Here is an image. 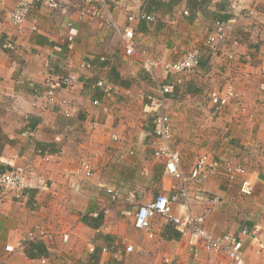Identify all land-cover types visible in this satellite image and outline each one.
Masks as SVG:
<instances>
[{"label":"crops","instance_id":"0c3cea01","mask_svg":"<svg viewBox=\"0 0 264 264\" xmlns=\"http://www.w3.org/2000/svg\"><path fill=\"white\" fill-rule=\"evenodd\" d=\"M16 1L0 9V168L24 172L31 186L20 194L0 189V264H233L192 255L180 235L166 238L172 224L163 217L136 228L137 207L158 194L179 195L173 215L202 217L212 235L246 229L239 236L247 264H264V0H106L117 27L127 25L129 9L154 17L130 24L132 57L109 25L79 16L87 0H62L64 13L36 5L20 28L8 21ZM218 20L227 38L209 52L203 43ZM68 21L77 30L71 42ZM196 47L197 65L181 72L151 74L138 56L175 63ZM58 73L77 76L60 93L67 116L43 98L46 78ZM99 78L112 87L108 95L95 87ZM228 83L238 98L212 106L210 92ZM161 84L170 87L171 144L186 181L153 154L157 139L143 105ZM202 156L207 177L190 178ZM228 165L244 167L252 195L239 192L244 175L230 179ZM128 244L133 251L125 253Z\"/></svg>","mask_w":264,"mask_h":264},{"label":"built area","instance_id":"2783aa9c","mask_svg":"<svg viewBox=\"0 0 264 264\" xmlns=\"http://www.w3.org/2000/svg\"><path fill=\"white\" fill-rule=\"evenodd\" d=\"M88 6L84 9H80L79 16H87L95 19H99L109 25L118 35L121 41L122 54L127 57H132L137 54L134 46V33L130 26L131 23L136 21L150 22L154 20V17L144 11L132 12L129 9V14L126 17L127 25L120 28L114 23V20L110 13L109 5L106 0H87ZM6 0H0V9L5 5ZM40 5L52 10H59L63 13L68 8L63 4L62 0H17L13 9L8 13V21L21 27L27 16L29 15L31 8ZM186 14L187 12L184 11ZM67 36L66 41L71 42L77 34L76 28L72 25L71 21L66 23ZM227 38L226 23L218 20L215 22L213 30L207 35L203 46L209 50V52H217L219 46ZM199 50L197 47L189 50L181 60L175 63H163L159 57H148L142 54H138L142 67L149 73L159 69H165L167 71L181 72L185 70L193 69L199 59ZM104 59V58H101ZM84 66V64H81ZM77 81V76L72 73H58L54 78L48 77L45 80V92L43 98L49 107L57 106L63 112L64 115H69V102L63 96L60 95L63 87H68ZM95 87L98 88L103 94H109L112 92V87L104 80L99 78L95 82ZM170 92L169 85H158L157 93L153 97L148 98V102L143 105V112L148 114L152 118L153 122V135L157 139V146L154 151V155L160 158L165 170L173 177L182 179L184 174L179 166V153L172 147V126L167 112L166 95ZM238 92L236 91L232 83L226 84L221 89H215L209 94V101L212 106L221 107L228 105L232 100L238 98ZM92 104L98 107L103 112H107L108 108L99 99H93ZM95 123L92 127H95ZM207 157H200L190 172V178L193 179H205L207 177L206 165ZM85 175L89 176L91 170L88 164L81 163ZM226 172L230 179L234 178L237 174L244 175L239 184V192L242 195L250 196L254 193L255 185L245 176V169L242 166L228 165ZM31 186L30 178L22 171H18L13 168H0V189L20 194L25 189ZM186 198V192L180 194ZM179 195L172 194L166 196L162 194L156 195L153 199L146 203H141L137 207L134 218V226L138 229H148L150 219L160 216L169 221L175 228L180 230V238L186 241L188 250L194 256H197L200 252L214 253L223 255L233 264H247L244 257V244L240 234H248L246 229H242L237 232H226L220 235H212L202 225V217L193 216L190 213H185L183 216H174L171 208V204L178 200ZM98 214L95 213L94 216ZM8 250H12V247L8 246ZM125 253L133 251L131 245L124 246ZM41 262H45L44 258H40ZM166 262H175L174 257L165 258Z\"/></svg>","mask_w":264,"mask_h":264},{"label":"trees","instance_id":"16d2710c","mask_svg":"<svg viewBox=\"0 0 264 264\" xmlns=\"http://www.w3.org/2000/svg\"><path fill=\"white\" fill-rule=\"evenodd\" d=\"M30 126H29V128L30 129H33L34 128V125H32V124H29ZM97 218H100V217H97ZM172 226L173 225H171V227H168L169 229H168V231H170V232H173V235H169L168 237H166V238H174V239H178L179 238V235H180V230L179 229H177V231H175L173 228H175L174 226H173V228H172ZM176 229V228H175ZM39 251H40V254H45L44 253V251H43V249L41 248V247H39Z\"/></svg>","mask_w":264,"mask_h":264},{"label":"rangeland","instance_id":"374dc122","mask_svg":"<svg viewBox=\"0 0 264 264\" xmlns=\"http://www.w3.org/2000/svg\"><path fill=\"white\" fill-rule=\"evenodd\" d=\"M29 20V16L27 17V19H26V21L24 22V25L27 23V21ZM261 263V261H256V264H260Z\"/></svg>","mask_w":264,"mask_h":264}]
</instances>
